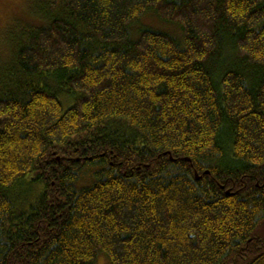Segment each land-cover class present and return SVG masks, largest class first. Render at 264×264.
<instances>
[{
    "label": "trees",
    "instance_id": "obj_1",
    "mask_svg": "<svg viewBox=\"0 0 264 264\" xmlns=\"http://www.w3.org/2000/svg\"><path fill=\"white\" fill-rule=\"evenodd\" d=\"M36 18L0 69V264H264V0Z\"/></svg>",
    "mask_w": 264,
    "mask_h": 264
},
{
    "label": "rangeland",
    "instance_id": "obj_2",
    "mask_svg": "<svg viewBox=\"0 0 264 264\" xmlns=\"http://www.w3.org/2000/svg\"><path fill=\"white\" fill-rule=\"evenodd\" d=\"M41 7L42 0H2V3H0V69L5 66L6 59L11 57L8 44L9 36L12 34L18 35L20 27L38 26L40 21L36 18V15L39 14ZM146 22L161 30L169 31L173 29L152 16H149ZM65 107L67 106L65 105ZM85 183L86 181L81 182V185ZM22 189L21 194L23 193V195H19V200L21 199L19 201L21 202L20 207L33 199L29 193V188L23 187ZM260 231H264V226ZM100 264H102V261H100Z\"/></svg>",
    "mask_w": 264,
    "mask_h": 264
},
{
    "label": "bare ground",
    "instance_id": "obj_3",
    "mask_svg": "<svg viewBox=\"0 0 264 264\" xmlns=\"http://www.w3.org/2000/svg\"><path fill=\"white\" fill-rule=\"evenodd\" d=\"M195 177H196V179H197V180H199V179H200V178L198 177V175H197V174L195 175Z\"/></svg>",
    "mask_w": 264,
    "mask_h": 264
},
{
    "label": "snow or ice",
    "instance_id": "obj_4",
    "mask_svg": "<svg viewBox=\"0 0 264 264\" xmlns=\"http://www.w3.org/2000/svg\"><path fill=\"white\" fill-rule=\"evenodd\" d=\"M0 3H2V0H0Z\"/></svg>",
    "mask_w": 264,
    "mask_h": 264
},
{
    "label": "water",
    "instance_id": "obj_5",
    "mask_svg": "<svg viewBox=\"0 0 264 264\" xmlns=\"http://www.w3.org/2000/svg\"><path fill=\"white\" fill-rule=\"evenodd\" d=\"M171 159H172V157H171ZM188 161H190L189 159H187Z\"/></svg>",
    "mask_w": 264,
    "mask_h": 264
}]
</instances>
